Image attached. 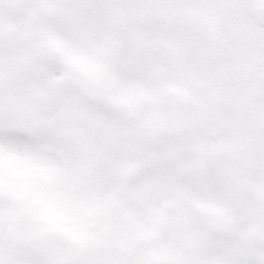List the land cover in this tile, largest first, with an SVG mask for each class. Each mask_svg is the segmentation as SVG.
Listing matches in <instances>:
<instances>
[{
	"label": "snow or ice",
	"instance_id": "snow-or-ice-1",
	"mask_svg": "<svg viewBox=\"0 0 264 264\" xmlns=\"http://www.w3.org/2000/svg\"><path fill=\"white\" fill-rule=\"evenodd\" d=\"M0 264H264V0H0Z\"/></svg>",
	"mask_w": 264,
	"mask_h": 264
}]
</instances>
